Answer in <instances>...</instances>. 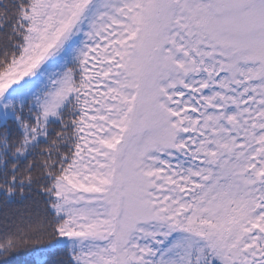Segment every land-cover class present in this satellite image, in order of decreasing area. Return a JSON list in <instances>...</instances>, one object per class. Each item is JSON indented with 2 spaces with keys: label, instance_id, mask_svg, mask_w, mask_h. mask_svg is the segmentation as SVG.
<instances>
[{
  "label": "snow or ice",
  "instance_id": "snow-or-ice-1",
  "mask_svg": "<svg viewBox=\"0 0 264 264\" xmlns=\"http://www.w3.org/2000/svg\"><path fill=\"white\" fill-rule=\"evenodd\" d=\"M0 264H264V0H0Z\"/></svg>",
  "mask_w": 264,
  "mask_h": 264
},
{
  "label": "trees",
  "instance_id": "trees-1",
  "mask_svg": "<svg viewBox=\"0 0 264 264\" xmlns=\"http://www.w3.org/2000/svg\"><path fill=\"white\" fill-rule=\"evenodd\" d=\"M20 259V261L22 262V260H23V257H21V258H19Z\"/></svg>",
  "mask_w": 264,
  "mask_h": 264
}]
</instances>
